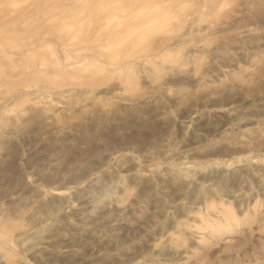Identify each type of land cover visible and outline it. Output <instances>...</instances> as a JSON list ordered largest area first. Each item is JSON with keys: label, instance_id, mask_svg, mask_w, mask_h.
Listing matches in <instances>:
<instances>
[{"label": "rangeland", "instance_id": "obj_1", "mask_svg": "<svg viewBox=\"0 0 264 264\" xmlns=\"http://www.w3.org/2000/svg\"><path fill=\"white\" fill-rule=\"evenodd\" d=\"M0 264H264V0H0Z\"/></svg>", "mask_w": 264, "mask_h": 264}, {"label": "bare ground", "instance_id": "obj_2", "mask_svg": "<svg viewBox=\"0 0 264 264\" xmlns=\"http://www.w3.org/2000/svg\"><path fill=\"white\" fill-rule=\"evenodd\" d=\"M214 113L215 114H222L224 113L223 110H214ZM222 116V115H221ZM224 116V115H223ZM229 117V116H228ZM197 119V118H196ZM231 126V122L229 120H225L222 124H221V127L219 129V131H222V130H225V129H228L229 127ZM218 131V130H217ZM228 131V130H227ZM217 133V132H216ZM101 247V246H100Z\"/></svg>", "mask_w": 264, "mask_h": 264}]
</instances>
